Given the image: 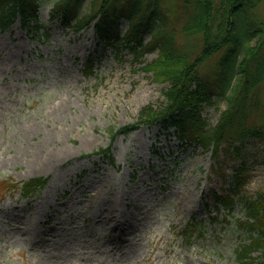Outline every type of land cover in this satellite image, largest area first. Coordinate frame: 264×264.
<instances>
[{
  "label": "rangeland",
  "instance_id": "1",
  "mask_svg": "<svg viewBox=\"0 0 264 264\" xmlns=\"http://www.w3.org/2000/svg\"><path fill=\"white\" fill-rule=\"evenodd\" d=\"M155 1L179 27L183 0ZM50 10V2L39 9L42 41L18 20L0 31V264H239L235 248L248 235L235 220L245 207L237 200L218 212L213 202L239 157L224 144L212 156L211 146L181 142L159 123L111 142L110 130L164 103L165 83L126 48L99 43L91 26L64 27ZM263 15L264 1L250 21ZM119 21L124 31L127 20ZM253 101L243 125L260 135L242 138V193L264 197V84L251 90ZM225 107L220 99L198 110L213 127ZM109 145L107 161L100 149ZM35 176L47 177L45 186L22 197L21 182ZM253 255L264 264L263 252Z\"/></svg>",
  "mask_w": 264,
  "mask_h": 264
},
{
  "label": "trees",
  "instance_id": "2",
  "mask_svg": "<svg viewBox=\"0 0 264 264\" xmlns=\"http://www.w3.org/2000/svg\"><path fill=\"white\" fill-rule=\"evenodd\" d=\"M88 1L90 9L82 11L83 0H0V31L18 20L27 34L44 40L48 32L38 14L42 4L50 2V18L58 17L62 26L74 30L91 26L99 43L112 50L126 48L156 81L165 83V101L158 107L143 106L136 123L110 130L111 142L118 132L159 123L163 129L173 127L181 142L204 149L211 146L212 156L222 144L231 147L239 163L228 176L227 189L213 192L214 206L218 212L222 207L228 213L235 201L243 203L245 217L235 223L248 236L236 246V258L239 264H254L253 252L261 251L264 259V197L242 193L248 176L242 138L260 135V130L243 122L248 110L258 104L248 103L251 90L264 84V15L258 21H250V17L264 0H183L185 18L179 27L166 23L155 0ZM121 18L127 20L124 31ZM151 52L156 56L144 61V54ZM89 66L85 64V68ZM220 99L226 101V107L211 127L198 107ZM100 152L106 160H113L110 145ZM46 180L35 176L22 181L21 195L40 191Z\"/></svg>",
  "mask_w": 264,
  "mask_h": 264
}]
</instances>
